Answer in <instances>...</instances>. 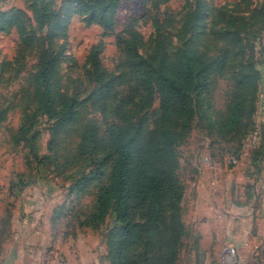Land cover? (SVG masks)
Segmentation results:
<instances>
[{"label": "rangeland", "instance_id": "1", "mask_svg": "<svg viewBox=\"0 0 264 264\" xmlns=\"http://www.w3.org/2000/svg\"><path fill=\"white\" fill-rule=\"evenodd\" d=\"M263 3L264 0H248L247 3L242 0H202L201 21L188 33L182 27L183 21L187 14L194 11L195 0H170L159 8L154 0H122L116 13L115 32L104 31L98 25L87 26L84 16L71 0H55L56 11L61 16L60 23L44 29L37 26L31 0H0V13L19 14L34 41L32 47L21 52V38L15 28L0 35V109L7 111L6 119L0 124V264H6L9 260L8 252L11 253L13 249L14 236L20 232L21 221L43 217L47 213L52 220L58 221H53L57 234H64L63 238L69 237L66 244L71 248L79 240L83 247L93 249L98 256L105 251L108 234L115 223L114 213L109 214L97 229L80 227L79 223L84 220L83 214L92 210L100 187L108 182L110 163L107 162L102 178L94 180L82 193L77 190L71 193L75 181L66 177L79 165L74 151L77 145L76 129L80 125L84 129L94 130L99 149L102 153H108L110 126L123 123L124 117H133L132 120L144 121V125H149L160 107V99L156 97L153 104L143 111L120 115L115 111V104H110L107 92L96 87L94 77L89 73L87 57L92 46L98 44L105 66L110 70L117 69L122 57L116 34L131 24L148 40L142 52L149 54L159 37L156 17L168 24L162 31V40L164 51L172 59L170 64L179 59L185 43H190L198 53L217 59L210 76L212 98L218 108L224 107L233 91L231 71L219 65L224 56L225 41L218 32L227 26L229 14L242 17L245 28L241 37L245 50L241 56L243 58L236 60L232 68L233 71L242 69L258 73L255 110L234 134L225 138L209 133L196 119L187 138L177 148L178 175L184 183L190 166L194 167L193 162L207 167L205 159L211 158L219 161L222 169L224 166L234 171L241 168L251 180L232 185L235 202L253 198L252 183H255L258 175L264 174ZM224 5L227 11L220 14L214 11ZM225 12L227 14L224 15ZM48 35L53 38L51 47L55 51L60 50L56 88L76 97L82 104L80 119L76 124L56 134L52 130L54 120L47 115H34L37 99L33 76L39 67L44 39ZM23 125L30 127L26 134L19 131ZM256 129L261 130L262 136L259 144L253 145L251 135ZM232 150L239 153V162L235 167L224 163V158ZM59 169L62 173H58ZM242 187H245L244 194L241 193ZM182 208L183 232L174 264H223V241L218 240L215 232H209L207 238L203 237L201 231L195 230L189 222V213L183 203ZM47 258L45 256L43 261L46 262ZM56 259L61 260V256Z\"/></svg>", "mask_w": 264, "mask_h": 264}, {"label": "trees", "instance_id": "2", "mask_svg": "<svg viewBox=\"0 0 264 264\" xmlns=\"http://www.w3.org/2000/svg\"><path fill=\"white\" fill-rule=\"evenodd\" d=\"M71 1L84 16L87 26L98 25L104 31L115 32L116 13L122 0ZM169 1L154 0V4L159 8ZM195 4L194 11L183 21L182 27L188 33L197 27L202 17V0H195ZM30 6L40 29L59 25L61 16L56 11L55 0H31ZM214 11L220 14L227 11V6ZM261 12L264 14V3ZM166 25L156 17L159 37L155 48L147 55L142 49L148 40L134 24L118 32L116 39L122 62L115 70L105 66L98 44L92 46L87 57L96 87L107 92L110 104H115V111L120 115L143 111L156 97L160 99V107L149 125L124 117L123 123L110 126L108 153L99 149L94 130L80 125L76 129L74 151L79 165L66 177L75 181L71 193L75 190L82 193L94 180L102 178L107 162L110 163L108 182L100 187L92 210L83 214L84 220L79 226L97 229L114 213V227L106 242L111 264L175 263L183 232L185 194V184L178 175V146L187 138L196 119L209 133L225 138L234 134L255 110L258 73L232 68L245 50L241 37L245 25L241 16L229 14L227 26L218 32L226 49L219 65L231 71L233 84L223 108H218L212 98L210 75L217 59L200 54L190 43H185L179 59L170 64L172 59L164 51L162 40ZM14 28L21 38V52L32 47L34 41L22 17L16 12L0 13V35ZM52 39L49 35L44 39L40 64L33 76L37 99L34 115L43 114L54 120L52 130L56 134L76 124L82 104L76 97L56 88L60 50L51 47ZM228 62L231 65H227ZM6 114V109H0V124ZM29 128L23 125L19 131L26 134ZM231 152L239 157L237 151Z\"/></svg>", "mask_w": 264, "mask_h": 264}, {"label": "crops", "instance_id": "3", "mask_svg": "<svg viewBox=\"0 0 264 264\" xmlns=\"http://www.w3.org/2000/svg\"><path fill=\"white\" fill-rule=\"evenodd\" d=\"M193 164L184 182L183 198L191 225L205 238L209 232H215L224 246L231 244L237 251L238 264H264V174L252 183L253 198L235 202L232 185L251 181L246 172L224 166L214 183L210 169L202 163ZM52 219L47 213L22 220L6 264H111L106 247L100 256L83 247L79 240L71 248L66 244L69 237L57 234ZM59 255L61 260L56 259Z\"/></svg>", "mask_w": 264, "mask_h": 264}, {"label": "built area", "instance_id": "4", "mask_svg": "<svg viewBox=\"0 0 264 264\" xmlns=\"http://www.w3.org/2000/svg\"><path fill=\"white\" fill-rule=\"evenodd\" d=\"M262 136L260 129H256L251 135V141L253 145H258ZM224 163L229 167H235L239 162V157L234 153H228L224 158ZM207 167L212 171V178L214 183H217L220 172L222 169V164L211 158L205 159ZM222 262L223 264H237L238 257L237 251L232 245H226L222 252Z\"/></svg>", "mask_w": 264, "mask_h": 264}]
</instances>
